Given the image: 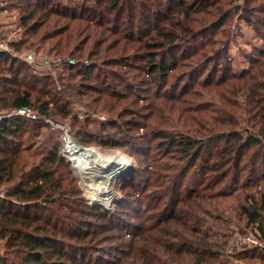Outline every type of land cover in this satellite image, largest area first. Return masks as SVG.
<instances>
[{
  "label": "rangeland",
  "instance_id": "rangeland-1",
  "mask_svg": "<svg viewBox=\"0 0 264 264\" xmlns=\"http://www.w3.org/2000/svg\"><path fill=\"white\" fill-rule=\"evenodd\" d=\"M29 1L0 0L5 7L0 50L17 59L14 67L33 73L35 96L57 102L51 104L52 116L31 119L44 125L24 138L22 148L56 147L74 170L67 176L73 197L53 204L52 221L64 249L78 252L81 264H191L194 255L172 245L182 236L189 242L199 235L222 253L221 260L205 264H264V223L250 224L244 213L264 191L262 155L250 158L251 148L239 166L216 168H202L205 161L199 159L185 173L189 160L166 140L183 135L207 140L209 159L224 147V134H259L264 0H45L57 13L37 19L42 24L37 33L22 23L34 0ZM56 56L62 59L46 62ZM162 61L167 69L152 73L151 63ZM3 62L0 77L13 75L12 61ZM70 141L129 161L114 180L112 198L107 191L90 195L88 187L103 182L90 180L96 168L73 167L66 152ZM178 191L175 211L166 213ZM188 214L198 217L201 234L183 226ZM83 220L90 223L84 232L73 231ZM5 243L0 239V253L14 257ZM250 249L249 257L243 254ZM135 250L147 251L140 254L145 258L138 259Z\"/></svg>",
  "mask_w": 264,
  "mask_h": 264
},
{
  "label": "trees",
  "instance_id": "trees-1",
  "mask_svg": "<svg viewBox=\"0 0 264 264\" xmlns=\"http://www.w3.org/2000/svg\"><path fill=\"white\" fill-rule=\"evenodd\" d=\"M28 2L30 1L28 0ZM31 4L28 6V12L22 16V23L28 31L37 33L42 25L37 19H50L51 13L54 11L57 13V11L53 5L52 7L49 6L50 1L34 0ZM2 8H5L4 3L0 6V9ZM5 60L12 61V71L9 72L13 75L0 77V110L31 106L37 110L39 116H52L54 114V106L51 104L57 102L51 97H47V95L44 97L46 99L35 96L36 82L38 81L34 79L33 73L29 72L25 67H14L13 64L17 62V59H14L8 51L0 50V65H3ZM150 66H152V73L160 68L167 69L164 61L161 62L160 66L153 65V63ZM261 67L264 69V63H262ZM261 106L263 105L261 104L257 107L258 112L262 108L264 109ZM262 115L261 123H258L260 127L259 134H250L246 137L234 131L224 134L222 139L227 138L223 145L224 147L220 151L211 152L209 159H205L204 154L208 146L207 140L191 135L168 136L166 140L170 142L171 150L175 149L181 154L180 156L183 159L189 160L190 165L187 167L188 169H185V173L199 159H204L205 161L200 162L202 168H216L219 167L218 164L230 165L231 163L229 162L239 166L241 158L251 148H253V152L250 154V158L261 154L264 159L263 111ZM40 122V120H31L21 116L5 117L0 122V188L6 185L5 195H0V239H5L7 252L11 251L14 256L9 257L8 254L0 253V264H81L78 262V252L75 254L64 249L65 243L56 236L59 228L52 221L53 216L57 213L53 209V204L59 202L61 206L65 205L66 198L73 197V190L69 187V182H67V176L75 175L71 164H67L62 156H59L56 147H49L44 151H30L27 148H22L24 138L36 135L44 125L39 124ZM163 133L158 134L159 136H165ZM83 141L90 143L89 139L84 138ZM255 149H257V152H255ZM215 155H217L214 157L215 159L212 158ZM228 158L230 160H227ZM235 158L237 159L236 161H234ZM258 159L260 160L261 158L258 157ZM258 159L256 162H259ZM211 160L213 163H209ZM255 172L257 173V171ZM226 174H224V178H226ZM192 191L197 192V189H191ZM79 193L77 189L76 194ZM178 193L179 191L174 192V195H172L175 201L173 199V201L166 203L165 206L172 209H169L166 213L172 211L173 214L175 211L176 204H178V201H176L178 200ZM82 202L78 205V208H80ZM164 210H167V208ZM85 211L90 214L98 213L93 209H86ZM263 212L264 191L258 201L251 202V205L244 207V213L248 217V223L250 224L264 223ZM172 214L168 217V220L176 218L177 213ZM190 221H193L194 224L191 225ZM199 223L198 217L188 214L183 221V226L188 230L191 227L194 233L201 234L199 233ZM85 224L88 226L90 223L83 220L82 224L77 226V222H75L72 225L73 231L76 233L84 232L83 226ZM81 237L83 238L82 235ZM196 239L186 242L187 239L182 236L178 243L172 245V249L176 247L181 252L182 248H185L188 253L193 254L196 260L192 261L191 264L210 263L219 258L221 260L222 253L217 248V244H213L199 235ZM156 244L162 245V243ZM195 245L197 247H194ZM146 252L144 250L140 253L135 250L138 259H144L145 256L140 254H145ZM252 252L250 249L244 251L243 254L248 256ZM148 255L149 253L146 256L147 261L150 260Z\"/></svg>",
  "mask_w": 264,
  "mask_h": 264
},
{
  "label": "bare ground",
  "instance_id": "bare-ground-1",
  "mask_svg": "<svg viewBox=\"0 0 264 264\" xmlns=\"http://www.w3.org/2000/svg\"><path fill=\"white\" fill-rule=\"evenodd\" d=\"M67 145L66 152L74 160L73 167L80 170L94 167L96 172L92 174L90 180L103 182L88 187L90 195L95 196L97 192L107 191V195L112 198L116 188L114 180L130 165L129 161L122 154L103 157L95 149L81 147L72 141ZM96 195L98 196L99 193Z\"/></svg>",
  "mask_w": 264,
  "mask_h": 264
},
{
  "label": "built area",
  "instance_id": "built-area-1",
  "mask_svg": "<svg viewBox=\"0 0 264 264\" xmlns=\"http://www.w3.org/2000/svg\"><path fill=\"white\" fill-rule=\"evenodd\" d=\"M1 47V46H0ZM28 59L32 60L33 59V55L29 54ZM62 58L60 56H56L55 58H49L46 57V62L51 64L53 61H60ZM14 116H21V117H25V118H30V119H34V118H38V113L35 112L34 108H32L31 106H25V107H15L10 109L6 114H0V122L3 118L5 117H14ZM241 241L240 244H243Z\"/></svg>",
  "mask_w": 264,
  "mask_h": 264
},
{
  "label": "water",
  "instance_id": "water-1",
  "mask_svg": "<svg viewBox=\"0 0 264 264\" xmlns=\"http://www.w3.org/2000/svg\"><path fill=\"white\" fill-rule=\"evenodd\" d=\"M92 150H94L93 148H91Z\"/></svg>",
  "mask_w": 264,
  "mask_h": 264
}]
</instances>
